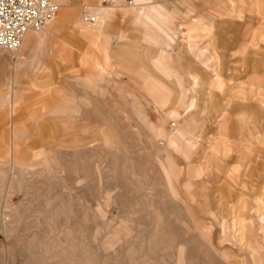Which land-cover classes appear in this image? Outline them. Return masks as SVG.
Instances as JSON below:
<instances>
[{
  "label": "bare ground",
  "instance_id": "bare-ground-1",
  "mask_svg": "<svg viewBox=\"0 0 264 264\" xmlns=\"http://www.w3.org/2000/svg\"><path fill=\"white\" fill-rule=\"evenodd\" d=\"M138 16L145 21L144 39L155 46V66L160 72L147 83L150 108L137 113V125L143 130L138 139L142 148L135 151L126 139L115 140L109 128H94L95 135L88 138L62 139L58 147L72 149L81 159L80 146L96 141L99 149L118 156L123 152L156 155L158 170L149 166L138 173L132 163L127 185L97 203V215L103 220H95L92 228L79 219L77 201L69 195L53 194V182L57 186L66 183L60 168L56 177L48 169L27 170L26 185L47 176L40 181L42 188L32 187L29 194L31 199L41 198L46 203L27 205V213L34 217L22 224V233L8 253L9 261L16 262L19 253L21 264H264V188L259 179L251 184L249 172L244 170L248 158L253 155L260 161L263 151L264 114L260 107L264 108V100L259 81L254 95L244 89L233 95L241 100L254 98L258 105L250 112L239 108L237 123L232 124L229 101L233 89L225 63L235 54L220 48L215 40L212 47L202 50L190 44L192 59L201 60V67H185L180 72L167 62L175 32L159 25L160 14ZM152 28L162 36L151 41L148 30ZM162 40L163 46H159ZM181 51L182 57L187 54L186 49ZM211 51L214 55L208 57ZM222 100L228 102L226 107ZM37 162L40 164V159ZM79 165L85 166L83 159ZM221 166L224 170L219 178ZM156 173L162 177L153 179ZM114 175L111 167L104 171V180L95 173L96 179L105 183H111ZM96 194L104 198L101 186L96 187ZM120 197L130 204L120 208ZM108 205L115 209L111 220ZM8 220L5 228L12 232L20 229L18 219Z\"/></svg>",
  "mask_w": 264,
  "mask_h": 264
},
{
  "label": "rangeland",
  "instance_id": "rangeland-1",
  "mask_svg": "<svg viewBox=\"0 0 264 264\" xmlns=\"http://www.w3.org/2000/svg\"><path fill=\"white\" fill-rule=\"evenodd\" d=\"M101 1L102 0H95L94 2H90L83 0V2L86 4L83 7L84 9L86 7V9L92 11L93 7H90L89 4L91 3L98 4L101 3ZM172 1L181 4V2L178 0H172ZM194 1H195L194 4L197 8L201 5V3H203L205 9L207 10H209V7H212L213 4L217 6L218 11L220 12L219 13L220 28L217 33L218 46L220 48L224 47V48H228L229 50L230 49L233 50V43H234V35H232L233 31L231 30L230 32L226 30L228 24H232L230 21L231 19L233 20V15L236 10L234 0H194ZM76 2L80 3L78 0ZM72 3L73 1L71 0L67 2V4L69 5H72ZM248 3L250 6L249 16L255 17V19H249V23L251 27V33H250L251 48H254L253 46L255 45V43H257V41L254 39L252 32L254 31L255 28H258L260 26L264 27V24L260 25L261 22L264 23V0H248ZM169 15H170V21L182 30L186 29L188 26L192 25L195 21L199 19L198 12L192 11L189 13L188 16H185L183 13L180 12V8L178 7H173ZM80 17L82 18V12ZM83 31L85 32V30ZM172 32L173 33L175 32L174 33L175 37L172 45H170L171 49L168 52L169 56L167 58V62L171 65H174L175 67L177 66L178 69L180 68V72L185 71L186 69L185 67L194 68L197 65H199V63L196 60L192 59L193 55L190 54L191 52H189L188 49L189 47L188 48L183 47L184 49L187 50L186 51L187 54L182 57L181 49L183 48L181 46L180 40H178L179 37L178 32L173 30ZM161 34H162L161 31L156 30L154 37L156 36L159 37V35L161 37L162 36ZM154 37L151 38V41L154 40ZM210 42H212L211 36L210 35L207 36V31H204V37L201 40V43H203V45H201L199 48H201L202 50L207 46L211 47ZM163 43L164 40H162V43H158V44L159 46L161 45L163 46ZM151 45L154 44L151 43ZM193 45L195 46V43ZM49 49L55 51L54 47L50 46ZM211 52L207 53L208 57H213L214 55L213 51ZM253 52L254 53H252L251 56L253 59L254 58L262 59L264 57L263 56L264 47H262V49L259 50V52L257 53L256 51ZM54 55H49V57L53 58ZM0 56L1 58L4 57L9 58L11 61L10 62L12 68L11 73L10 71H7V73H5L2 68L0 70V98L5 97L8 100L9 106L11 105V103L14 104L20 103V101L17 100L14 101L15 98L18 99L19 97H21L22 99H26V101H22L20 105L35 106L42 108L40 112L44 114L42 117L43 119L42 118L40 119L44 120V122L46 123H51L52 121L47 117L46 115L47 110L45 108L49 106H62V105H65L67 107H83L85 105L77 101L62 103L61 94L64 90L74 94H77L81 92V90H83L82 87L78 86L77 82L75 83L74 77H72L75 74V71L73 69L60 70L58 68V64L53 63L55 69L46 71L47 74L35 73L34 71L33 73L30 72L29 74L30 78L28 79V83H29L28 86L13 85V83L17 84V82H19L18 77L13 76V74H15L14 70L17 67V63L15 61L16 52L13 54L6 51L5 52L0 51ZM54 59L56 60L55 57ZM124 60L125 59L122 58V60L120 61L121 63L119 65L120 67L118 66L116 71L112 70L113 66L112 67L109 66L111 71L105 72V75L106 74L107 75L99 81L101 83L99 89L109 90L112 92H116L124 89L139 93V95L133 96L130 93L129 94L125 93L123 95V98L122 99L117 98L118 100L114 98V96H109L108 110L106 111V119L103 118L99 119L95 117V113L93 112L94 115L93 114L92 115L94 117H92L90 120L85 121L88 124L90 123L92 126L79 127L74 129L69 128L70 131L67 133V135H63L55 138H53L51 133H44L43 134L44 139L45 140L50 139V140L46 142L28 143L26 145L28 151H22L18 147H16L15 149L11 147L9 149H4L0 151V156H2L0 158V264H21L22 258L19 253H16L15 256L16 262L14 263L9 261L8 253L11 251L13 244L17 241L19 234L22 233L21 227L23 226L22 224L25 223L24 221L34 217V215L27 213L28 212L27 210H29V207H27V205H29L31 202H34L36 205H40L41 203H46V200L41 198H38L36 200L31 199L29 197V194L31 188L32 187L38 188V185L41 184L40 183L41 179L45 180L47 176H43V177L39 176L37 177L33 185H26L24 184V177L27 170L33 168L35 172H38L43 169L45 170L48 169V171L52 173V177H56L55 172L57 169L60 168L62 171L61 172L62 179H64L66 183L65 185L61 184L60 186H57L56 183L53 182L52 185L53 194L63 195L66 197L70 196L71 198H73V200L77 201V203L80 204L78 205L80 206L79 207L80 211L78 215L79 219L83 222V224L88 225L91 228L93 225L92 223H94L95 220L96 222L97 221L100 222L101 220H99V218L102 219L97 215V207H98L97 203L104 202L107 196H112L117 191V189H121L127 185V182L130 179L129 174H130L131 166L133 164L136 172L138 173L142 171L143 168L149 166L150 168H154L156 171L158 170V166H159L158 161L160 160L156 155H150L146 157L141 154L129 155L126 154V152L125 153L123 152L118 156L115 153H111V151L108 152L99 149L98 146H100V144L99 142L96 141L89 143L85 142L84 144H82V147L80 146L81 150L78 152V154L81 156V159L75 157L76 154L72 149L62 151L58 147V144L61 142L62 139H75L80 137L88 138L95 135L94 128H98V129L109 128L112 131L115 140L119 138L126 139L127 143L130 145V147H134L135 151H138L140 148H142L143 144L138 139L140 138L141 135H143V130H141L142 126L137 125L140 124L137 113L139 110L142 109L144 110L147 107L150 108L149 105L151 103L149 99L147 100L148 93L146 92V90L149 88L147 84L148 80L141 79L140 86L133 84L132 76L135 75L136 72L124 71L121 67L123 66ZM227 64L228 62L225 63L226 69H227ZM231 64L232 65L230 66V68L233 67L234 65L233 62ZM226 69L224 71H226ZM224 71H222V74L227 75L225 74ZM229 72H231V70H229ZM236 73H239V71L236 70L235 72L232 73V75ZM240 73L245 74L247 72H244L243 70L242 72L240 71ZM250 74L251 72H249V76ZM109 75H112V79L117 80L118 85L116 87L115 86L110 87L106 84V80ZM31 79L33 80L31 81ZM233 79L234 78H230L231 80L230 85H233ZM236 79L240 80L238 78ZM242 79L243 80L240 81L242 83H244L243 82L244 80L250 84L252 83L250 87H252L251 91H252V95H254V89L256 86V84L254 83H257L258 80L259 81L258 83L260 85L261 80H259V78H255L254 76L247 77L246 79L244 78ZM42 83H46L47 85L43 86L41 85ZM84 90L86 92H89L88 91L89 88L88 90L86 88ZM52 93H55L53 94L54 96L52 95ZM51 97H53V99ZM261 97L264 100V94H261ZM37 98L38 101H36ZM232 98L229 101L230 102L229 112L231 118L230 120L232 124L237 123L235 112L239 108L243 110L246 109L248 112H250L253 108H257L258 103L256 102V100H254V98L252 100L250 98H247V100L250 99V101L246 100L245 104L243 103V100L239 99L238 97L233 96ZM52 101L54 103H51ZM222 103L223 106L226 107V103L228 102L225 100L221 102V104ZM260 109L262 111V114H264L263 106L260 107ZM75 112L78 115V112L77 111ZM13 119L14 117L12 115H9L6 118V121L11 123ZM35 121H37L36 117H32L27 120V122H35ZM99 123L101 125H99ZM51 130H53L54 132L57 131V129L54 128ZM21 145L23 146L24 144ZM262 147H263L262 148L263 151L261 155V160L260 161H258L257 159L255 160L254 156L251 155L247 161L248 162L247 168L244 169L245 166L243 165V168L241 167V169H244L249 172L251 184H253L254 182L256 183V180L259 179L260 185L262 184L264 188V143L262 144ZM39 159H40V164L39 162H37ZM82 159L85 162V166L79 165ZM109 167H111L115 172V175L113 176V180L111 183L109 182L105 183V181L101 182L99 179H96L95 173L98 175L99 178H102L104 180V171L105 170L107 171ZM220 168H221V172H219V178L222 177L223 175L222 173L224 170L222 166ZM260 172L262 174H260ZM101 175H103V177ZM161 177L162 175H159L157 173L152 175L153 179L155 178L158 179ZM157 185L159 186L160 184L157 183ZM97 186H101V190L103 192L104 198L98 197V195L96 194ZM39 187L41 186L39 185ZM43 190L44 192H46L47 188ZM7 202H10L11 204H8ZM118 203L120 208L122 207L123 204L124 205L130 204L127 201V198L124 197H120ZM106 209L110 213L109 220H111V216L112 217L114 216L115 209L113 205L106 206ZM86 211L87 214L85 213ZM82 212L85 214V216L84 214H82ZM8 218L18 219L19 220L18 226L20 227V229L17 230L16 232H12L8 228H5L4 225L9 223Z\"/></svg>",
  "mask_w": 264,
  "mask_h": 264
},
{
  "label": "crops",
  "instance_id": "crops-1",
  "mask_svg": "<svg viewBox=\"0 0 264 264\" xmlns=\"http://www.w3.org/2000/svg\"><path fill=\"white\" fill-rule=\"evenodd\" d=\"M56 1L61 4L58 17L49 22L40 32H28L22 48L16 52L15 61L17 67L13 76L18 77L19 82L17 84L13 83V85L28 86L30 72L47 74L46 71L55 69L53 65L58 64L60 70L73 69L75 74L72 77H74L75 83L77 82L78 86L83 88L77 94L64 90L61 94L62 103L77 101L85 105L83 107L49 106L45 108L47 110L46 115L52 122L46 123L42 120L44 114L40 112L42 108L20 105L22 101H26V99L21 97L14 99V101L17 100L20 103H11L9 106L8 100L5 97H1L0 151L11 147L14 149L18 147L22 151H28L26 146L28 143L50 140L44 139V133H51L53 137H59L67 135L70 131L69 128L89 127L91 124L85 121L94 117L92 115L93 112L95 117L106 119L109 96L122 99L125 93H130L133 96L139 95V93L124 89L116 92L99 89L101 85L99 81L107 75H105L106 71H111L109 66H113L112 70L116 71L122 58L125 59L123 66H121L122 69L136 72L132 76V83L137 86H140L141 79L151 80L159 76L160 72L155 66L156 49L154 45L150 44L149 40L146 42L144 39L145 21L143 20L142 22L138 16L141 13H148L151 18L160 14L159 25L167 26L173 31H177L178 40H180L182 48H188L190 44L194 47V43L197 48L203 45L201 40L204 37V31H207V36L211 35V47L214 40L217 43L220 12L214 4L207 10L203 3L197 8L194 0H178L181 4L172 0H135L133 6L128 4L127 0H115L113 6L107 3L102 4L101 1L98 4H89L90 7H93L92 12L94 11L99 17L95 24H91L80 17L81 12L83 14L84 10H88L86 7L84 9L83 6L86 4L83 0H78L80 3H77V0H71L73 1L72 5L67 4L70 0ZM86 1L94 2L95 0ZM234 2L236 10L233 20L231 19L230 21L232 24H228L226 30L230 32L232 30V35H234L233 50H230L235 55L227 64L228 76L229 78H234L232 95H238L239 89L251 91L252 87L249 85L252 84L244 80V85V83L240 82L241 80L236 79H246L251 76L259 77V80H262L259 88L261 89L260 93L264 94V57L262 59H253L251 57L252 53H254L253 51L257 53L264 47V27L255 28L252 32L257 43L253 46L254 48H251L249 19H255V17L249 16L250 6L248 0H234ZM173 7L180 8V12L185 16H188L192 11L198 12L199 19L182 30L170 21L169 14ZM146 19L148 21L149 18ZM263 24L261 22L260 25ZM148 31L149 36L154 37L156 28ZM50 46L54 47L55 51L49 49ZM49 55H54L56 60L54 57H49ZM196 61L199 65L195 68L201 67V60L196 59ZM10 62L9 58H1L0 56V70L2 68L5 73L7 71L11 73ZM232 62L234 65L230 68ZM236 70L239 73L232 75ZM243 70L247 73H240ZM249 72H251L250 76ZM106 84L110 87H116L118 82L112 79V75H109ZM41 85L46 86L47 84L42 83ZM85 88L87 90L89 88V92H86ZM51 98L53 99V97ZM246 100H243L244 104ZM36 101H38V98ZM51 103L54 102L52 101ZM75 111L78 112V115H74ZM9 115L14 117L11 123L6 121ZM72 115H74V118H72ZM32 117H36L37 121L34 123L27 122ZM99 125L101 124L99 123ZM53 128L57 129V131L51 132ZM262 130L264 131V118ZM21 144L24 145L22 146Z\"/></svg>",
  "mask_w": 264,
  "mask_h": 264
},
{
  "label": "built area",
  "instance_id": "built-area-1",
  "mask_svg": "<svg viewBox=\"0 0 264 264\" xmlns=\"http://www.w3.org/2000/svg\"><path fill=\"white\" fill-rule=\"evenodd\" d=\"M133 5L135 0H127ZM115 0H102V4ZM61 4L56 0H0V51L17 52L31 30L40 32L59 14ZM82 19L96 23L98 15L84 10Z\"/></svg>",
  "mask_w": 264,
  "mask_h": 264
}]
</instances>
